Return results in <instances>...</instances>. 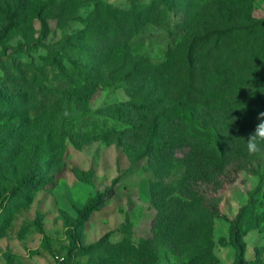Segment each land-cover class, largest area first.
Masks as SVG:
<instances>
[{
  "label": "rangeland",
  "instance_id": "1",
  "mask_svg": "<svg viewBox=\"0 0 264 264\" xmlns=\"http://www.w3.org/2000/svg\"><path fill=\"white\" fill-rule=\"evenodd\" d=\"M231 1L236 0L20 2L25 5L22 20L6 45L23 47L0 56V92L22 106L20 112L11 111L0 100V207L7 204L14 211L11 225L0 234V264H234L231 221L244 207L246 264H264V219L254 213L264 212V146L249 155L245 139L254 130L243 126L241 113L217 115L207 104L212 94L247 101L264 95V41L247 44L254 33L228 46L230 53L250 61L246 71L237 72V86L229 89L228 84L220 91L207 84L200 92L203 102L176 105L170 145L140 162L137 171H130L132 161L122 145L97 140L76 146L70 137L128 127L98 110L137 99L148 89L146 73L128 77L129 69L163 63L168 49L181 52L205 24L264 19V0ZM38 4H47V37L37 17ZM15 6L16 0H0L4 9ZM92 14L89 33L68 43L67 37L84 28ZM5 22L6 14L0 12V29ZM61 47L67 70L57 75L43 57ZM112 73L116 83L87 87L92 96L85 97L88 80ZM183 78L180 73L172 81L170 97L183 90ZM13 130L20 154L16 158L2 149L10 145ZM54 130L64 139L56 185L32 194L24 187L8 202L20 181L44 173L49 156L43 140ZM144 140L138 138L135 147ZM118 177L115 196L76 228L77 210ZM154 220L158 232L146 242ZM70 229L79 246L110 235L96 251L70 254Z\"/></svg>",
  "mask_w": 264,
  "mask_h": 264
},
{
  "label": "trees",
  "instance_id": "2",
  "mask_svg": "<svg viewBox=\"0 0 264 264\" xmlns=\"http://www.w3.org/2000/svg\"><path fill=\"white\" fill-rule=\"evenodd\" d=\"M19 1V2H18ZM16 0L14 8L4 9L0 7V12L6 14V22L0 29V46L1 55H6L10 51L17 50L23 47V44L17 46L6 45L11 33L22 20L21 16L24 13L25 5L20 3L23 0ZM156 1V0H153ZM160 3L168 5L170 0H158ZM243 3L250 0H241ZM237 2L231 1L233 5ZM47 11V4L37 5V17L42 23V35L47 37L50 33V21ZM93 14L86 18V26L72 34L68 38V43L79 41L81 37L86 36L92 29L91 19ZM255 34L247 44L251 41L261 43L264 41V19H255L247 17L245 20H233L228 22H220L219 24L209 23L189 36L185 42V46L181 52H178L176 47H171L167 51V58L163 63L147 66L148 68L137 67L127 71L128 77L138 75H146L149 77V87L137 99H130L113 104H109L98 110L100 114L113 117L128 125L127 128L116 130L107 129L102 132H78L70 135L71 141L79 146L84 143H91L97 140H105L107 143L116 142L122 145L125 151L129 154L132 161L130 171H137L139 163L150 158L155 152L167 148L171 143V128L176 124L177 114L176 105H186L193 102L196 105L204 101V96L200 94L201 89L205 85H211L222 91L225 85H230L228 88L236 87L235 84L239 81L238 71L244 69L248 58L240 56L238 53H230L228 46L239 36H249ZM45 63L51 68L52 72L57 75L65 74L67 67L65 65L66 53L61 47L59 49H50L48 54L43 57ZM250 61H248L249 63ZM75 69V68H74ZM248 68H245V71ZM81 71V70H80ZM152 71V73H151ZM79 73V70H77ZM184 74L183 90L177 96L170 97L171 89L174 88L172 81L178 78L179 74ZM111 76H96L88 80L86 87L95 89L100 84L116 83ZM86 98H91V92L85 90ZM22 97L19 95L18 99ZM1 103L11 111L22 110L21 104L16 99H11L7 93L0 92ZM212 104V109L217 115L228 113L230 111L240 112L241 122L247 129L254 130L260 122L258 114L264 112V95L256 94L253 101H247L240 97H224L220 94H212L207 102ZM16 130H13L10 137V145L2 148L7 156L13 158L19 157V149L16 146ZM57 131H52L48 137L43 140L49 158L43 164L44 173L39 177L34 175L26 180L20 181L18 186L11 189V195L8 197V202L17 198L22 188L27 187L29 193L42 189L45 185L51 183L53 186L57 183V177L62 165V160L59 153L64 146V139L59 138ZM53 134H55L53 136ZM144 137L145 140L137 149V139ZM41 169V170H42ZM120 177L114 179L113 183L105 190L99 191L95 196L91 197L84 207L79 208L76 228H79L87 221L92 213L101 209L111 198L116 194V187L120 182ZM252 202L255 201V195H252ZM4 200L3 202H5ZM31 198H28L25 204L30 203ZM0 234L4 233L11 225L13 209L7 208V204L0 207ZM246 208H241L231 221V239L236 249V260L234 264H246V242L244 240V232L242 230V221L246 216ZM3 213V214H2ZM255 216L262 220L264 212L259 214L254 212ZM158 224L156 220L153 223V235L147 238L146 242H151L155 239L158 232ZM42 229V228H40ZM110 233L105 234L99 241L87 246H79L77 237L73 230H69L71 245L69 253L74 251L92 252L102 247L105 241H108ZM67 263V262H66Z\"/></svg>",
  "mask_w": 264,
  "mask_h": 264
},
{
  "label": "clouds",
  "instance_id": "3",
  "mask_svg": "<svg viewBox=\"0 0 264 264\" xmlns=\"http://www.w3.org/2000/svg\"><path fill=\"white\" fill-rule=\"evenodd\" d=\"M257 118L260 122L247 139H245V147L249 155L259 153L262 150V146H264V112H260Z\"/></svg>",
  "mask_w": 264,
  "mask_h": 264
}]
</instances>
